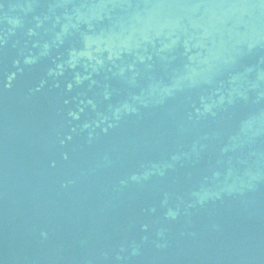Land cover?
<instances>
[{"label": "water", "instance_id": "water-1", "mask_svg": "<svg viewBox=\"0 0 264 264\" xmlns=\"http://www.w3.org/2000/svg\"><path fill=\"white\" fill-rule=\"evenodd\" d=\"M0 264H264V0H0Z\"/></svg>", "mask_w": 264, "mask_h": 264}]
</instances>
